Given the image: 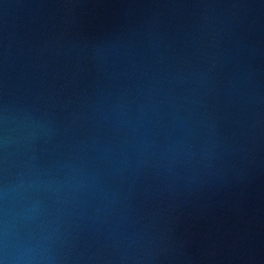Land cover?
<instances>
[{
	"label": "water",
	"instance_id": "1",
	"mask_svg": "<svg viewBox=\"0 0 264 264\" xmlns=\"http://www.w3.org/2000/svg\"><path fill=\"white\" fill-rule=\"evenodd\" d=\"M0 264H264V0H0Z\"/></svg>",
	"mask_w": 264,
	"mask_h": 264
}]
</instances>
